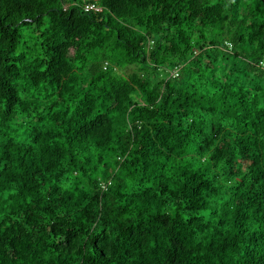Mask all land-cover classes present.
Wrapping results in <instances>:
<instances>
[{
    "label": "trees",
    "instance_id": "obj_1",
    "mask_svg": "<svg viewBox=\"0 0 264 264\" xmlns=\"http://www.w3.org/2000/svg\"><path fill=\"white\" fill-rule=\"evenodd\" d=\"M262 62L264 0H0V264H264Z\"/></svg>",
    "mask_w": 264,
    "mask_h": 264
},
{
    "label": "built area",
    "instance_id": "obj_2",
    "mask_svg": "<svg viewBox=\"0 0 264 264\" xmlns=\"http://www.w3.org/2000/svg\"><path fill=\"white\" fill-rule=\"evenodd\" d=\"M85 11H86V12H90V11L101 12V9L98 8L97 6L93 5V4H87V5L85 6ZM260 66L264 68V62H262V63L260 64Z\"/></svg>",
    "mask_w": 264,
    "mask_h": 264
}]
</instances>
